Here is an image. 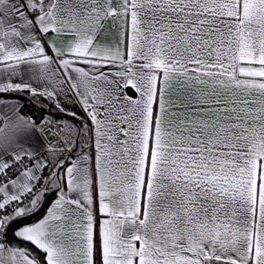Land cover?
I'll return each mask as SVG.
<instances>
[{"label": "snow or ice", "instance_id": "1", "mask_svg": "<svg viewBox=\"0 0 264 264\" xmlns=\"http://www.w3.org/2000/svg\"><path fill=\"white\" fill-rule=\"evenodd\" d=\"M0 264H264V0H0Z\"/></svg>", "mask_w": 264, "mask_h": 264}, {"label": "crops", "instance_id": "2", "mask_svg": "<svg viewBox=\"0 0 264 264\" xmlns=\"http://www.w3.org/2000/svg\"><path fill=\"white\" fill-rule=\"evenodd\" d=\"M65 104H66L67 107H70V108H73L74 110L79 111V106L78 105H74L71 102H67V101H65ZM81 115H83V113H81ZM77 122H79V121H77Z\"/></svg>", "mask_w": 264, "mask_h": 264}, {"label": "trees", "instance_id": "3", "mask_svg": "<svg viewBox=\"0 0 264 264\" xmlns=\"http://www.w3.org/2000/svg\"><path fill=\"white\" fill-rule=\"evenodd\" d=\"M25 102L30 104V102H29V101H27V100H26ZM30 106H31V105H30ZM33 110H35V109H33Z\"/></svg>", "mask_w": 264, "mask_h": 264}]
</instances>
